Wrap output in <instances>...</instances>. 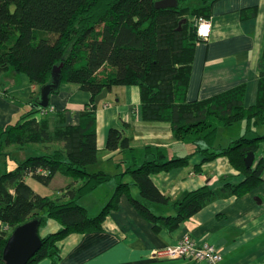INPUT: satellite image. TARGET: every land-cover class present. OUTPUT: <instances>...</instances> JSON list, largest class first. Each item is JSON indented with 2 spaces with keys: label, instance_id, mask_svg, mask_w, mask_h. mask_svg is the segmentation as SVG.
<instances>
[{
  "label": "trees",
  "instance_id": "16d2710c",
  "mask_svg": "<svg viewBox=\"0 0 264 264\" xmlns=\"http://www.w3.org/2000/svg\"><path fill=\"white\" fill-rule=\"evenodd\" d=\"M155 1L0 0V72L9 69L24 73L40 87L52 80V68L60 66V84L76 83L90 94L75 125L65 123L60 116L51 122L50 111L41 113L43 108L36 105V94L33 105L37 109L24 114L22 122L0 127V147L10 143L41 146L39 153L17 161L13 169L0 174V221L11 229L34 218L39 221L42 244L26 264L43 258L56 261L60 256L59 242L68 234L102 230L104 218L116 208L123 191L155 229L175 228L202 208L214 190L204 185L170 201L155 185L152 175L186 164L194 153L201 155V163L219 156L228 158L241 176L222 187L233 194H243L261 180L264 156L254 161L264 141V49L252 105H244V84L203 99L187 100L191 60L199 41L195 19L206 14L203 9L189 10L191 4L186 1L178 0L172 8H156ZM113 85L138 86L142 119L168 122L173 137L190 146L191 152L167 158L164 149L146 145L142 148L143 160L138 163L130 137L120 129L110 128L105 149L128 151L126 160L130 163L120 175L130 176L138 195L128 192V183L120 182L100 212L90 216L78 200L113 177L101 170H90L98 159V104L94 98L103 88L109 90ZM49 123H53L52 129ZM235 126L239 136L221 145L220 129ZM248 152L255 155L249 168L244 164ZM56 172L72 180L53 197L34 191L27 182L29 177L47 185ZM154 203H171L173 214L157 213L151 206ZM48 219L60 227L41 236L39 229ZM8 236L0 231V264Z\"/></svg>",
  "mask_w": 264,
  "mask_h": 264
},
{
  "label": "crops",
  "instance_id": "0c3cea01",
  "mask_svg": "<svg viewBox=\"0 0 264 264\" xmlns=\"http://www.w3.org/2000/svg\"><path fill=\"white\" fill-rule=\"evenodd\" d=\"M179 1L189 2V10L203 9L204 17L211 23L208 38L199 40L194 47L187 100L203 99L244 84V105H252L256 99L259 61L264 49V0ZM38 91L39 87L32 84L24 73L9 69L0 72V127L22 122L24 114L37 109L33 104ZM89 101L90 94L80 89L78 84L61 83L58 91L49 96V107L52 108L49 119L56 121V116H60L65 123L75 125L79 122L80 111ZM49 124V129H52L53 123ZM110 128L120 129L130 137V146L136 150L138 163L143 160L142 148L146 145L164 149L167 158L185 156L191 152L190 146L173 137L168 122L142 119L138 86L113 85L97 105L98 159L90 168L91 171L101 170L113 177L79 199L86 209V202L92 204V213L88 209L87 212L94 216L110 200L120 182L128 183V192L133 196L138 195L130 176L120 175L130 163V160H126L128 151L105 149ZM230 138L231 134L222 138L220 144L227 145ZM260 144V154L254 163L264 156V141ZM40 147L37 143L3 144L0 147V174L13 169L17 161L39 153ZM199 163L201 155L194 153L186 164L172 166L152 175L155 185L170 197V201L204 185L214 190L213 197L202 208L175 228L163 226L155 229L123 191L116 208L110 209L104 218L102 230L68 234L59 242L60 256L56 261L43 258L34 264H205L159 255V251L176 244L185 236L198 244L207 242L214 245L222 255L220 264H264V166L260 182L245 193L236 195L222 189L225 182L241 179L238 170L226 156L202 162L198 166ZM9 166L13 168L8 169ZM32 180L36 182L35 186H31L34 191L53 197L72 179L56 172L47 185ZM98 191H102V197L97 200L94 195ZM151 206L159 214H173L171 203H154ZM59 227L55 220L48 219L39 233L44 236Z\"/></svg>",
  "mask_w": 264,
  "mask_h": 264
},
{
  "label": "water",
  "instance_id": "95a60500",
  "mask_svg": "<svg viewBox=\"0 0 264 264\" xmlns=\"http://www.w3.org/2000/svg\"><path fill=\"white\" fill-rule=\"evenodd\" d=\"M177 0H156V8H172L177 6ZM52 80L39 87L36 105L47 107L49 105V96L58 91L61 81L60 66H54L51 70ZM108 89L102 91L94 98L98 104L107 95ZM254 152H248L244 157V164L247 168L251 167L254 161ZM39 221L31 219L14 227L9 234L2 250L3 264H26L41 247V239L38 234Z\"/></svg>",
  "mask_w": 264,
  "mask_h": 264
},
{
  "label": "built area",
  "instance_id": "2783aa9c",
  "mask_svg": "<svg viewBox=\"0 0 264 264\" xmlns=\"http://www.w3.org/2000/svg\"><path fill=\"white\" fill-rule=\"evenodd\" d=\"M196 36L198 40H205L210 34L211 23L210 20L204 16H198L195 19ZM52 111V108H43L41 113ZM0 231L9 233L11 228L8 224L0 221ZM159 255L171 258H184L188 260L204 262L205 264H220L222 255L215 248L214 245L207 242L198 244L188 236L179 240L176 244L168 246L162 251L158 252Z\"/></svg>",
  "mask_w": 264,
  "mask_h": 264
},
{
  "label": "rangeland",
  "instance_id": "374dc122",
  "mask_svg": "<svg viewBox=\"0 0 264 264\" xmlns=\"http://www.w3.org/2000/svg\"><path fill=\"white\" fill-rule=\"evenodd\" d=\"M231 134V138L230 139H233V138H237L238 136H239V134H240V131L238 130V126H235V127H233V128H231V129H226V131L225 130H221L220 129V140H222V138H226V137H228L229 135ZM229 141V140H228ZM10 162V161H9ZM11 168H13V167H11V166H9L8 167V169H11ZM28 183L31 185V186H35V184H36V182L35 181H33L32 179H30V178H28ZM42 186V185H41ZM102 191H98L95 195H94V197H96V199L98 200L99 198H101L102 197ZM81 198V197H80ZM79 201V200H78ZM82 202V201H81ZM86 201L84 200V203H85ZM88 202H86L85 204L87 205V209H88V211H89V213H92V204H87ZM104 206V205H103ZM102 206V207H103ZM100 212V210L98 209L97 210V212H95V213H99ZM90 215V214H89ZM90 216H94V215H90Z\"/></svg>",
  "mask_w": 264,
  "mask_h": 264
},
{
  "label": "clouds",
  "instance_id": "9594fccd",
  "mask_svg": "<svg viewBox=\"0 0 264 264\" xmlns=\"http://www.w3.org/2000/svg\"><path fill=\"white\" fill-rule=\"evenodd\" d=\"M47 107H49V105ZM47 107H42V108H47ZM11 231H12V229H11ZM11 231L9 232V234L11 233Z\"/></svg>",
  "mask_w": 264,
  "mask_h": 264
}]
</instances>
